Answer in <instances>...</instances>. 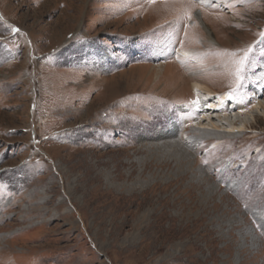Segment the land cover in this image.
<instances>
[{"label":"rangeland","instance_id":"374dc122","mask_svg":"<svg viewBox=\"0 0 264 264\" xmlns=\"http://www.w3.org/2000/svg\"><path fill=\"white\" fill-rule=\"evenodd\" d=\"M258 89L264 0H0V264H264Z\"/></svg>","mask_w":264,"mask_h":264},{"label":"bare ground","instance_id":"6f19581e","mask_svg":"<svg viewBox=\"0 0 264 264\" xmlns=\"http://www.w3.org/2000/svg\"><path fill=\"white\" fill-rule=\"evenodd\" d=\"M200 50V49H199ZM203 50V49H202ZM206 50V49H205ZM208 50V49H207ZM198 53V51H196ZM199 55V54H196ZM182 59L184 60H188L190 61L191 58H194V55H187L185 56V54H183V52L181 53ZM189 57V58H188ZM188 58V59H186ZM193 62L196 64H193L188 66V69H193L195 68V65H200L203 61L199 62V59H193ZM202 65V64H201ZM167 64H163L160 66H156L154 68H152V72L154 73L155 79L159 80L161 78V76H163V74L166 72L167 69ZM155 69V70H154ZM198 69V68H197ZM187 71V70H186ZM191 71V70H190ZM193 71V70H192ZM256 80V79H255ZM259 81V80H258ZM156 82V81H155ZM191 89L193 90V92L195 94H198L197 96L199 97V94H202L203 96H205L204 98H201L198 100L197 105L200 104V106H198V110H216L219 112H223V116L229 117L230 119V124H232V126L234 127L233 130H229V131H224L226 133H229V135H232L231 137H238L240 136V134H242L245 131H249L246 127V125L243 122H240L234 114H232L233 112L229 110V108H236L235 106H237L238 111L236 112L238 115H241L245 110H246V105H244L243 109H240L239 107H241L242 105V101L237 100L236 102H234L236 105L234 106L232 104V106H229L228 103V99H229V95L226 93H218L214 90H212L209 86H207L204 83H200V82H191ZM143 95V93L141 94ZM263 95V92L261 90L258 89V92H255L252 94V97L250 98L251 101V105H254V110L256 109H260V110H264V99L260 98ZM196 96V97H197ZM195 97V98H196ZM216 97V101L215 103H206L208 100H210L211 98ZM262 100H260V99ZM203 103V104H202ZM195 105V104H194ZM231 105V104H230ZM197 110V111H198ZM252 114H254L253 116V121L258 120L260 116H258V114H256V112L251 111ZM226 123V122H223ZM255 124V123H254ZM197 128L199 129H206V130H212L214 132H220L219 129H216L215 127H203V126H197ZM221 133V132H220ZM217 135V134H216ZM234 135V136H233ZM215 137V136H214ZM260 137V136H259ZM243 139V138H242ZM255 139V138H254ZM220 140V138H219ZM241 140V139H240ZM244 140V139H243ZM216 141V140H215ZM201 142V141H199ZM202 143V142H201ZM204 143V142H203ZM217 143V142H216ZM260 144V143H259ZM213 145V144H212ZM215 145V144H214ZM203 146V145H202ZM171 149V148H169ZM257 149V148H256ZM258 152L257 154L260 153V150L257 149ZM256 152V151H255ZM170 154V153H169ZM181 156V155H180ZM174 158V157H173ZM176 163V161H175Z\"/></svg>","mask_w":264,"mask_h":264},{"label":"snow or ice","instance_id":"6c2138e0","mask_svg":"<svg viewBox=\"0 0 264 264\" xmlns=\"http://www.w3.org/2000/svg\"><path fill=\"white\" fill-rule=\"evenodd\" d=\"M208 0H201V3H207ZM247 55V54H246ZM246 55H245V58L241 59V61L239 62L240 63V66L237 68V75H238V78H239V74L242 72L243 70V64H244V59H246Z\"/></svg>","mask_w":264,"mask_h":264}]
</instances>
